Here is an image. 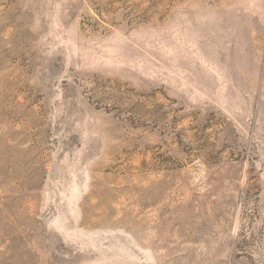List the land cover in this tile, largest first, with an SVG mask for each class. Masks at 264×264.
<instances>
[{"label":"rangeland","instance_id":"obj_1","mask_svg":"<svg viewBox=\"0 0 264 264\" xmlns=\"http://www.w3.org/2000/svg\"><path fill=\"white\" fill-rule=\"evenodd\" d=\"M0 264H264V0H0Z\"/></svg>","mask_w":264,"mask_h":264}]
</instances>
